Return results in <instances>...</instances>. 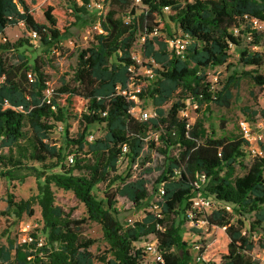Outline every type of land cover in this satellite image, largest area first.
Instances as JSON below:
<instances>
[{"label": "trees", "instance_id": "obj_1", "mask_svg": "<svg viewBox=\"0 0 264 264\" xmlns=\"http://www.w3.org/2000/svg\"><path fill=\"white\" fill-rule=\"evenodd\" d=\"M65 1L69 9L63 12L44 8L42 23L27 0H0V36L8 27L23 23L48 53L59 50L71 25L88 14L92 2ZM103 1L93 44L78 53L72 77L54 88L50 98L45 96L49 80L43 64L30 65L21 55L22 63L16 65L5 57L27 41L0 43V78L5 77L0 84V179L37 180L36 196L15 202L9 195L8 206L22 218L33 216L37 204L44 235L42 246L33 234L35 241L29 245L15 247L11 241L7 248L1 247L0 264H143L144 254L134 245L148 236L157 241L162 254V262L156 264H190L191 252L180 232L188 221L199 175L208 178L205 194L213 206L218 205L205 216L206 227L195 229L199 264H259L253 251L264 236V144H259L262 155L244 164L249 142L243 137L203 136L180 114L186 108L184 101L229 108L232 89L242 78L264 87V75L256 70L264 68V54L245 46L248 38L252 46H260V37L250 25L264 23V0H141V5L135 0ZM165 8L168 20L188 41L183 56L170 48L174 36ZM139 38L144 40L143 55L154 73L152 80L137 75L141 66L132 51ZM233 47L242 48L239 63L255 70L236 73L217 89L206 71L228 65ZM134 87L140 92L130 94ZM135 98L151 101L154 115L147 121L131 116ZM17 107L23 111L13 109ZM261 116L264 119V109ZM95 124L105 126L104 136L93 137ZM56 128L63 134L61 146L50 140ZM150 133H159L158 140L146 142ZM145 147L165 159L156 182L157 192H164L155 202L159 213L148 212L141 221L124 225L116 217V198L141 205L148 198L149 181L144 175H118V164L123 157L135 164ZM237 166L242 175H236ZM177 169L179 176L174 174ZM100 184L114 187L105 203L93 194ZM53 187L73 193L87 217L75 219L58 205ZM180 216L183 221L177 224ZM88 222L101 227L108 246L103 255H95L91 248L96 241L83 236ZM259 231L262 237L256 241ZM260 246L264 249V243Z\"/></svg>", "mask_w": 264, "mask_h": 264}, {"label": "rangeland", "instance_id": "obj_2", "mask_svg": "<svg viewBox=\"0 0 264 264\" xmlns=\"http://www.w3.org/2000/svg\"><path fill=\"white\" fill-rule=\"evenodd\" d=\"M31 5L33 16L37 21L45 23L43 9L51 6L57 11L63 12V9H69L68 2L65 0H27ZM192 1V0H183ZM91 5L88 7V14L83 15L82 19L71 25L69 33L62 39L61 48L57 51L48 53L47 48L41 44L39 37H35L29 33L24 25H17L8 27L5 30L4 35L0 36V43H5L4 40L9 43H16L20 40H26L24 46L19 48L18 51L11 50L6 52V58L13 64H21V55L28 58L29 64L33 65L35 61L43 64V72L47 75L49 80V86L51 88H57L62 81H69L72 77L73 70L77 65L78 53L93 44L94 35L99 31L98 23L96 22L99 14L102 11V7ZM107 9V7H106ZM168 12L165 11L166 20L169 23L171 34L176 38H179L181 31L177 25L170 22L167 18ZM75 20H73L74 23ZM252 31L260 37V46H252L250 44L251 38L246 40L245 46L249 47L252 51L260 52L264 54V23H252L250 25ZM144 40L139 38L133 48V56L141 66L137 72V75L145 77L146 65L149 62L144 58L143 47ZM170 48L172 49L171 45ZM242 48L233 47L231 50V58L228 65L222 67H216L214 69H208L207 79L214 87L220 89L227 82V80L234 76L236 73L242 71L255 70L250 67H243L239 63V56ZM257 73L264 75V68L256 69ZM35 76L32 75V81ZM137 106L143 111H147L151 116L154 115V109L150 100H136ZM185 111L181 112V118L188 121L190 126H197L200 134L203 136H211L215 133L217 138L226 137L228 139L243 137L240 122L246 121L253 134H256V124L262 118L261 111L264 109V87H260L254 83L250 78H242L237 85L232 89V100L229 108L218 107L215 104L206 106H197L190 101H184ZM171 103L165 106L168 109ZM91 130L94 138H99L105 135L106 129L104 125L95 124L91 126ZM28 131V127H26ZM264 139V138H263ZM52 143H56L57 146L63 144V134L60 128H56L50 135ZM264 144V140L261 142ZM254 148L257 147V143L252 142ZM173 155L177 153V150L172 151ZM254 155L250 149L246 150V158L244 164H249ZM165 159L162 155L158 154L154 150L144 149L139 160L133 165L127 164L122 161L118 165V175L126 176L128 173L133 178L136 176L144 175L149 181L148 185V198L141 204L135 205L125 198L117 197L116 208L118 214L116 217L124 225H129L135 221H141L145 218L148 212L152 211V208L156 201H158V187L156 184L158 177L161 175L164 169ZM236 175H242L243 170L237 166ZM150 170L148 175L144 173ZM112 187L109 189L106 184H100L93 190V194L99 201L106 202V195L112 193ZM56 194V202L58 205L64 208L68 213H72V217L75 219L86 218V209L82 203H80L71 192H66L56 187H53ZM38 194L37 180L34 177H28L25 181H9L6 179H0V248H7L9 242H13L14 246H18L21 243L23 233V223H30L41 220L40 209L37 204L33 206L34 215L28 216L24 214L22 218H17L14 215V211L8 206V196L12 195L15 202L21 200H28L29 198ZM215 204V203H214ZM216 205V204H215ZM215 205L213 208H215ZM218 206V205H216ZM209 212V211H208ZM183 221V217L180 216L177 219V224ZM200 227L193 226L189 221H185L181 227V237L191 252L190 264H199L195 261L196 252L194 247L199 240L195 229ZM83 236L92 240H95V244L91 248V251L95 255H103L104 251L108 249L107 243L103 238L101 227L94 223L88 222L83 227ZM39 237L44 239V235L40 232ZM262 237V231L255 235V240L258 241ZM152 236H148L140 241L139 247H142L146 243L151 242ZM261 243H264V236L262 240L256 245L253 255L259 264H264V249L261 248ZM14 255V251L12 252Z\"/></svg>", "mask_w": 264, "mask_h": 264}, {"label": "built area", "instance_id": "obj_3", "mask_svg": "<svg viewBox=\"0 0 264 264\" xmlns=\"http://www.w3.org/2000/svg\"><path fill=\"white\" fill-rule=\"evenodd\" d=\"M141 3H142L141 0H135V4L141 5ZM91 5H96V6L100 7L101 5H104V1L103 0H92L90 6ZM165 11L168 12L169 9L165 8ZM256 23H259V22H256ZM21 25H24V24L22 23ZM31 34H33L35 37H37V35L35 33H31ZM169 43H170L172 49L175 50L177 55L183 56V54L186 51L187 44H188V41L186 40V38H181V37L175 38L174 37L173 39L169 40ZM134 59H135V57H134ZM137 63H138V61H137ZM28 77H29V79H32V74L29 73ZM145 77H147L151 80L154 78L153 71L147 67L145 70ZM4 79H5V77L0 78V84L4 81ZM132 91L133 92H130V94H132L134 92L138 93V92H140V88L134 87V88H132ZM52 92H53V88H51L49 86L45 90V96L47 98H50L52 95ZM123 94L126 95L127 92L123 91ZM135 99L137 100L138 98H135ZM5 104H6V107H10L8 102H6ZM13 109L15 111H23V107H17V108H13ZM130 114H131V116H133L134 118H136L140 121H147L148 119H150L152 117L147 111H143V110L139 109L138 106H135L134 108H132L130 110ZM240 128H241V131L243 134V138L249 142V148H247V149H250L251 153L253 155H256V154L262 155V152L259 149V144L264 140L263 139L264 138V119H261L259 122H257L256 134L252 133L251 127L246 121L240 122ZM158 137H159V133H150V135L147 138H145V141L146 142H148L149 140L157 141ZM91 140H93V137L90 138V141ZM252 142L257 143L256 148H254L252 146ZM145 149H148V147H145ZM123 151H124V153H127L128 148L126 146L123 147ZM122 161H125L127 164L131 165L129 162V159L127 157H123L119 161V164ZM69 163L73 164V157H69ZM174 174L176 176H179L180 170L179 169L174 170ZM208 182H209V180L206 176L199 175V176H197V180L195 181V183L193 185V190H192L191 207H190V210L188 211V221L193 226H195L196 228L200 227L199 229L206 227V222L204 221V218L213 209L212 198L205 194V187L208 184ZM163 194H164V192L161 190L160 192H158V197L161 198V196H163ZM152 211L159 213V205L154 204ZM42 227H43L42 220H38L35 222H30V223H23V227H22L23 237H22L20 244L29 245V244L33 243L35 241L33 234H36L39 237V233L41 232ZM37 241H38L37 245L42 246L43 239H41L39 237L37 239ZM138 244H140V242L135 243L134 247H135L136 251H141L144 254L143 264H156V263L162 262V254L159 250L158 243L155 239H152L151 242L146 243L142 247H139ZM195 261L197 263H200L202 260L199 256H197L195 258Z\"/></svg>", "mask_w": 264, "mask_h": 264}]
</instances>
